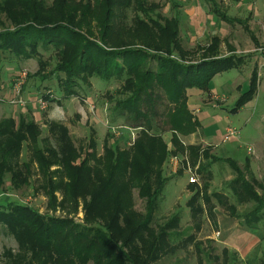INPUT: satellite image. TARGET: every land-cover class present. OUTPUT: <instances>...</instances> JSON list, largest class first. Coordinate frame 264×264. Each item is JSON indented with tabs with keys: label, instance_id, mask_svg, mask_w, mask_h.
<instances>
[{
	"label": "rangeland",
	"instance_id": "rangeland-1",
	"mask_svg": "<svg viewBox=\"0 0 264 264\" xmlns=\"http://www.w3.org/2000/svg\"><path fill=\"white\" fill-rule=\"evenodd\" d=\"M43 1L46 3V10L42 12V21L38 23L40 27L61 23L73 31H79L86 38V42L84 41L76 46H69L67 43L61 42L62 45L66 44V46L58 52L40 50L41 52H37L38 58L21 59L15 62L14 65L16 64L17 68L14 71L9 69L10 65L2 64L0 68L1 87L7 84L9 80L10 84L7 86V90L5 88L0 90V119L8 117V110L10 111L9 105H13L17 111L20 109L26 110L24 112V114L26 113V117L34 120L38 125L39 144L46 147L56 146L55 135L52 134L49 128L50 123L57 122L60 125L66 126L73 145L79 150V157L71 159V164L75 166L85 163V161H88V164L91 163V165L97 164L98 161H104L105 154L110 153L115 147L131 152V148L135 143L132 141L140 129L123 121L122 118L111 122L112 110L115 103V99L112 98L116 95L115 90L123 88V85H121L123 82L114 78L104 80L101 79L102 76L87 75L94 73V71L100 72L103 75L107 67L112 68L113 65L121 63V56L117 53V50H113L114 54L107 61L105 56L103 57L99 52H96L93 46V44L100 45L101 42V19L105 15L104 10L97 0H66L65 3L62 0H57L54 3H52L53 0ZM147 1L157 3L158 8L156 10L165 17L178 14V11H176L178 10L177 7L173 5L174 3H179L180 0ZM131 6L133 7L127 9L113 7L112 12L109 13L111 25L116 26L118 17L122 16L126 17V23L124 24L127 26L131 25V19L139 12L137 4H132ZM0 21L6 22L2 14H0ZM7 24L9 25L8 22L5 23V25ZM8 27L10 29L13 28V26ZM2 30L3 28L0 25V31ZM181 32L182 30H180ZM121 34L120 38L123 41L131 42L130 45H126L127 47L140 49L145 46V39L143 40L141 37L134 39L132 33ZM117 36V29L115 28L111 32L112 40ZM84 47L85 56L83 62L88 66V70H86L85 78L80 86H76V84L72 85L77 87L80 94L69 95L66 98H61L62 101H60L56 98L55 95L57 93L54 91V86L59 85V81L55 78L56 73L52 74V69L56 67L57 61L61 63V61L69 60L68 58L74 55H79L81 48L84 49ZM181 47L184 51L189 50L187 45L181 44ZM156 55L157 53H154L153 56L141 58L136 79L133 81L134 86L129 90L137 88L141 82H144L141 76L149 67L156 73L159 69V62H161ZM8 57V53H0V60H6ZM184 57L191 62H196V56L186 53ZM39 60H41V63H39ZM184 62L183 64L185 65L189 63L186 60ZM172 65V63L164 62L163 67L168 72V75L165 78L162 77V81H165L169 77L170 72L174 73L175 70L172 69ZM261 72L264 76V68ZM19 73H22L23 76L22 84L18 85V87L16 85L14 88L13 83ZM175 73L179 72L176 71ZM232 73H235V70L226 73L222 78L224 79ZM83 75L80 74V77ZM153 79H149L146 85L147 88H149V82L154 85V88L150 89H152V98L158 110L156 115H149L146 124H143V126L147 130L148 124L151 121V130L148 129L147 132L157 129L156 132L158 131L162 135L164 145L174 152H169L168 156L165 155V160L161 166L165 177H167V181L162 193L156 198L155 207L150 214L151 223L148 225L150 230L142 228L132 238L135 239L134 241L147 242L140 259L144 260L147 257L151 242L155 241L154 237L160 233L164 223L170 221L174 215H178L179 220L176 224L163 229L164 233L176 232L171 239L168 236H163L164 234L161 237V241H172L170 242V246L159 250L156 260L149 264H248L249 261L246 259L245 261L233 259L231 253H222L223 245L218 241H222L223 237H229L231 229L224 228L221 233L220 225L216 223V214L214 219L209 217L205 212L192 215L191 207L195 210L198 209L199 205H202L203 208L202 195L205 188L202 177L199 176L198 181L190 189H184V187L187 180L189 182L191 175H196L197 177L198 167L206 161L204 158L205 154L221 156L222 152L220 149L222 147H237L239 145L243 148H255V146H264V78L262 84L256 89L254 96L256 104L254 106L234 110L236 99L234 100L233 96L224 103L218 104L214 102L213 107L204 106L202 109L208 110V117L201 122L199 128L191 132L184 125H174L175 121L174 116L172 117V112L175 111L176 105L167 101L165 90L155 85V80ZM66 85H71L69 80L66 82ZM144 97L142 94L141 99ZM10 99L14 100V103L9 102ZM5 103H7V106L4 105ZM140 105V107H145L142 103ZM189 111L192 114V111ZM217 115L219 116V120L215 118ZM192 116L194 117L193 114ZM229 126L239 131V137L222 141L225 135L224 130ZM199 130L202 131L203 137L211 134L215 135L212 139V142L218 146L215 148V153L211 147L201 141ZM217 130H219V133ZM44 137L47 140L46 143L42 140ZM105 146L109 147L110 151H106ZM21 147V151L18 150L19 152L14 159L23 172H25V169L21 164L23 162L27 163V184L25 183V185L16 189L7 181L2 189H0V204L8 199H14L30 207L49 224L54 223L52 219L69 221V226H67L65 232L71 225L76 230H83L84 233H87L92 226L106 229L108 220L114 211L107 210V212H103L101 202L86 211L91 196L97 190V182L89 187L90 190L86 195L78 196L77 199L71 201L66 198L64 199V196L68 193L65 187L69 180L67 174H51L55 170H61L62 172L64 170L63 166L53 164L49 168L43 169V166L33 156L32 143L29 141L23 142ZM86 153H92L94 157L85 159ZM128 157L131 158V156ZM156 160L157 157L153 154L150 158V166L152 165L151 168L153 169V172L150 174L152 181L157 170V166L153 164ZM106 164L102 163L100 168H107L109 163L105 166ZM173 165L175 166V172L171 170ZM213 167L214 179L210 180L206 193L209 190L221 192L224 196L228 197L229 202L234 203L238 213L254 209L255 202L251 200H241L242 202H238L233 195L229 194L231 191L226 184L234 177V171L231 166L225 162L217 161ZM127 169L129 171L128 167ZM242 173L245 174L247 179L254 177L257 180L254 188L261 193L264 199V165H260V163L255 165L253 171L242 169ZM131 179L133 183H129L127 191L125 188L122 191L124 202L121 204V207L119 206V219L111 229V234H114L115 238L113 240L110 238V240L116 244L114 246L116 250H113L109 254L106 251L107 249H101L105 250L107 256L100 264H107L111 258L117 257L120 253H136L132 245L125 247L124 243L130 241L132 230L141 225L145 220L147 216V197L140 195L139 187L134 183L138 181L135 171L133 173L131 171ZM155 186L156 184L152 186V190ZM195 190H199V195L197 196V201H194L191 206L189 200L194 195ZM211 202L216 207L218 217L226 219L229 216L228 210L218 203L217 197L211 196ZM105 209H108V206ZM260 211H264V208ZM126 221L130 225L128 229L124 228ZM251 226L260 229V233L262 234L260 241L263 242L254 251H256L258 256L263 255L264 258V218L257 223H252ZM217 231H220V233L216 237L215 233ZM92 235L93 233L88 238V241L92 240ZM62 237L61 234L53 236L52 239L58 241ZM109 249L112 250L113 245ZM20 250L21 248L14 234L0 223V264H5L7 259L12 255L21 253H24L26 256L31 255V251L28 248L21 252ZM254 251L250 254V260L252 263L258 264L257 260H253ZM45 264L52 263L46 262ZM87 264H96V261L90 259Z\"/></svg>",
	"mask_w": 264,
	"mask_h": 264
},
{
	"label": "trees",
	"instance_id": "trees-1",
	"mask_svg": "<svg viewBox=\"0 0 264 264\" xmlns=\"http://www.w3.org/2000/svg\"><path fill=\"white\" fill-rule=\"evenodd\" d=\"M56 1L53 0L52 3ZM208 1H210L212 6H215L213 0ZM62 2L65 3L66 0H62ZM97 2L104 10L105 15L101 19L100 45L93 44V46L95 51L99 52L103 57L105 56L107 61L114 54V51L117 50V53L121 56V63L113 65L112 68L107 67L103 75L96 71L87 75L102 76L101 79L104 80L114 78L123 82L121 84L123 88L115 90L116 95L112 98L115 99V103L111 122L122 118L123 121L140 129L132 141L135 143L131 148V152L115 147L110 153L105 154L104 161H98L95 165L88 164V161H85V163L75 166L71 164V159L79 157V150L73 145L66 126L57 122L50 123L49 128L52 134L55 135L56 146L46 147L39 144L38 125L34 120L27 118L26 115H20L17 119L11 116L4 117L0 119V189L7 181L16 189L25 185L28 165L25 162L21 164L25 169V172H23L14 158L21 151L22 143L29 141L33 146L31 148L33 156L43 166V169L49 168L53 164L63 166L64 172L55 170L51 174H67L69 180L65 187L68 193L64 196V199L71 201L77 199L78 196L86 195L90 190L89 187L97 182V190L91 196L86 211L101 202L103 212H107V210L114 211L113 215L109 218L106 229L92 226L87 233H84L83 230H76L71 225L65 232L67 226H69V221L52 219L55 224H49L43 220L41 215H38L37 212L27 205L18 202V200L8 199L0 204V223L14 234L21 248L20 252L28 248L31 251V255L26 256L24 253L12 255L5 264H45L46 262L52 264H76V262L87 264L90 259L95 260L96 264H100L107 256L105 253L106 249L109 254L116 250L114 249L116 244L112 241L115 237L113 236L114 234H111V229L119 219V208L124 202L122 191L124 188L127 191L129 183H133L131 171L136 173L138 181L134 183L139 187L140 195L147 197V216L141 225L132 230L130 241L124 243L125 247L132 245L136 253H120L117 257L111 258L107 264H149L154 262L158 256V251L170 246V242H172L161 241L162 235L164 234L163 236H168L171 239L176 233H164L163 229L176 224L179 216L174 215L170 221L164 223L160 233L154 237L155 241L151 242L147 257L141 260V253L147 242L134 241L135 239L132 238L142 228L150 230L148 226L151 223L150 214L155 207L156 198L162 193L167 181L161 166L165 160V155L168 156L169 152H174L164 145L162 135L160 132H156L157 129L147 132L148 129L151 130V121L149 124L147 123V130L143 126V124H146L149 115H156L158 110L152 98V89H150L154 88V85L149 82V88H147L146 83L149 79L155 77L153 79L155 80V85L165 90L169 103L176 105L175 111L172 112L173 115L171 114L172 117L174 116V125H184L191 132L199 128L200 124L188 109L186 90L189 88L207 90L210 79L216 73L238 66L242 61L240 57L235 55L218 57L219 39L216 37L211 40L209 46L202 53L201 60L191 62L186 59L184 56L186 53L189 54V51H184L181 47L179 20L175 16H163L156 10L158 8L157 3H151L147 0H97ZM132 4H137L139 12L131 19V25L127 26L124 24L126 23V17L122 16L118 17L117 25L112 26L109 20V13L112 12V8L127 9L133 7L131 6ZM45 10L46 3L43 0H0V14L9 23V25H5L6 22L0 21V25L3 28L0 31V53H8L17 59L38 58L37 52H41L40 50L61 51L66 46V44L62 45L61 42L67 43L69 46H76L84 41L86 42V38L79 31H73L61 23L40 27L38 23L42 21V12ZM222 16L225 20H228L225 15ZM8 26H13V28L10 29ZM115 28L118 36L112 40L111 32ZM121 33H132L134 39L138 37L145 39V46L140 49L127 47L126 45H130L131 42L123 41L120 38ZM154 53H157L156 56L161 61L159 62V69L155 73L149 67L141 76L144 82H141L137 88L129 90L134 86L133 81L136 79L141 58L153 56ZM84 54L85 47L84 49L81 48L79 55H74L68 58L69 60L61 61V63L56 62V67L52 69V74L56 73L55 78L59 81V85L54 86V91L58 94H56L57 97L66 98L69 95L80 94L76 86H80L85 78V72L88 70V66L83 62ZM185 60L189 62L187 65L183 64ZM164 62L172 63V69L175 71L174 73L170 72L169 77L162 81L161 78H165L168 75V72L163 67ZM39 63H41V60H39ZM176 71L179 73H175ZM80 74L84 75L80 77ZM68 80L71 83L70 86L66 85ZM73 84H76V86H72ZM256 89L257 73L256 70H253L249 87L239 95L234 110L241 108L250 101L254 97ZM142 94L145 97L141 99ZM140 103L145 105V107H140ZM42 140L45 143L47 142L45 137ZM107 150L110 151L109 147H106ZM153 154L157 157V160L153 163L157 166V170L155 176L153 174L154 178L152 181L150 174L153 169L151 168L152 165L150 166V158ZM128 156H131V158ZM88 157L93 158L94 155L86 153L85 159ZM204 158L206 161L198 167V172L202 174V177L203 173L214 162L220 161L229 164L234 171V177L226 184L231 191L229 194L233 195L238 202H242L241 200L255 202V208L244 213H238L234 203L227 204L229 203L228 197L221 196L217 192H213L212 195L206 193L208 189L207 181L203 182L205 188L202 195L203 203L209 204L211 196H214L217 197V201L220 204H224L230 209L232 215L239 218L243 217L248 226L261 221L264 218V211H260L264 208V199L261 193L254 188L257 180L254 177L247 179L245 174L242 173V169L245 171L250 169L249 163L246 162L243 166H239L234 160L223 159L215 155L205 154ZM102 163H109L108 167L105 169L100 168ZM127 167L129 171L128 169L126 170ZM154 184L156 186L152 190ZM198 191L195 190L194 195L190 197L189 203L191 206L194 201H197ZM107 206L108 209H105ZM202 211V205H199L198 209L195 210L191 207L193 216L198 213L202 214ZM124 224L125 229L130 227L127 221ZM92 233V240L88 241ZM61 234L63 237L58 241L52 239L53 236ZM112 245L113 249L111 250L109 248ZM223 252L230 254V252L222 249ZM232 258L235 259L233 255ZM253 260H257L258 264H264L263 255L258 256L256 251H254ZM248 261V264H256L252 263L250 258H248Z\"/></svg>",
	"mask_w": 264,
	"mask_h": 264
},
{
	"label": "crops",
	"instance_id": "crops-1",
	"mask_svg": "<svg viewBox=\"0 0 264 264\" xmlns=\"http://www.w3.org/2000/svg\"><path fill=\"white\" fill-rule=\"evenodd\" d=\"M213 3L215 6H212L208 0H180L179 3H174L173 5L178 9L176 10L178 14L174 16L179 20V27L182 30L179 34L181 42L191 50H188L190 55L196 56V61L202 59V53L214 37L219 39L218 57L235 55L242 59L238 66L216 73L210 79L207 90L197 88L187 89V106L200 126L201 122L208 117V110L202 109L204 106H212L214 102L218 104L224 103L231 96H233L234 100H237L239 95L248 89L253 70H256L257 73V87L262 84L264 78L261 72L264 68V0H213ZM222 15H225L228 20H225ZM20 60L9 54L8 59L0 60V68L2 64L10 65L9 69L14 71L17 68V65H14V63ZM231 70H235V73L223 79L222 77ZM9 84L10 80L2 87L0 83V90L2 88L7 90ZM55 96L58 100L62 101L61 97ZM255 104L256 100L253 97L241 108H247ZM4 105L7 106V103ZM9 108L8 116L15 119L20 115H26V113L24 114L26 110L20 109L17 111L13 105H9ZM215 118L219 120L218 115ZM217 132L219 133V130ZM199 133L201 141L211 147L215 153V148L218 147L212 142L215 135L211 134L203 137L201 130H199ZM222 141L225 140L222 139ZM249 148L251 151H248ZM249 148H243L239 145L237 147H222L220 149L222 154L218 157L234 160L239 166H243L248 162L250 170L253 171L255 165L259 163L260 165H264V146L260 145L255 146V148ZM214 164L215 162L203 173V177L202 174L197 172V181L200 176L209 184L210 180L214 179ZM171 170L175 172L174 165ZM192 184L195 183L190 184L187 180L184 189H190ZM213 192L224 196L219 191L209 190L207 194L212 195ZM218 203L220 204V202ZM221 205L229 212V216L226 219L217 216L216 207L211 201L209 204H203L202 213H207L213 219L216 214V223L220 225L221 233L224 228L231 229L229 237H223L222 241H218L223 245L222 249L230 252L236 259L248 260L252 251L262 245L263 241H260L262 238L260 229L248 226L243 217L239 218L232 215L230 209L224 206V204ZM220 231L215 233L216 237Z\"/></svg>",
	"mask_w": 264,
	"mask_h": 264
},
{
	"label": "built area",
	"instance_id": "built-area-1",
	"mask_svg": "<svg viewBox=\"0 0 264 264\" xmlns=\"http://www.w3.org/2000/svg\"><path fill=\"white\" fill-rule=\"evenodd\" d=\"M190 1H197V0H190ZM22 77H23L22 76V73H19V75L17 76V78H15V82L13 83V87L14 88H15L16 85L18 87V85H21L22 84ZM9 102L14 103V100L10 99ZM238 135H239V131L236 130L235 128L229 126V127L226 128L225 135H224L223 139L224 140H227V139L232 138V137L233 138H238L239 137ZM248 151H251V149L249 148ZM196 182H197L196 175H191L189 177V183H196Z\"/></svg>",
	"mask_w": 264,
	"mask_h": 264
}]
</instances>
